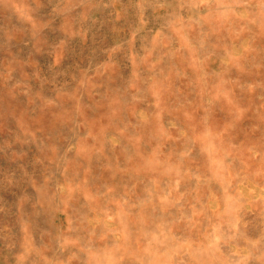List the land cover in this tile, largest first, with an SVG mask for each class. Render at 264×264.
<instances>
[{
    "label": "rangeland",
    "instance_id": "obj_1",
    "mask_svg": "<svg viewBox=\"0 0 264 264\" xmlns=\"http://www.w3.org/2000/svg\"><path fill=\"white\" fill-rule=\"evenodd\" d=\"M0 264H264V0H0Z\"/></svg>",
    "mask_w": 264,
    "mask_h": 264
}]
</instances>
